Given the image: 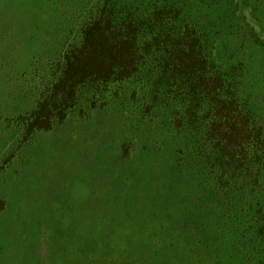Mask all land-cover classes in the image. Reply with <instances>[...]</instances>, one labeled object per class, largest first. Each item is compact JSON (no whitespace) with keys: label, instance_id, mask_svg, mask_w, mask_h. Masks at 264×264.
<instances>
[{"label":"rangeland","instance_id":"rangeland-1","mask_svg":"<svg viewBox=\"0 0 264 264\" xmlns=\"http://www.w3.org/2000/svg\"><path fill=\"white\" fill-rule=\"evenodd\" d=\"M230 1L197 0L201 7L196 15L227 24L210 29L213 58L239 85L255 131L253 152L264 171V0ZM93 2L0 0V264H53L54 256L55 264L80 263L76 254L81 209H98L106 191L138 177L147 178L156 201L144 223L152 225L157 214H165L169 223L160 229L164 252L174 253L167 250L178 236L185 238L180 240L181 254L187 258L184 264H255L259 243L251 225L236 219L225 206L212 208L206 198L196 208L214 250L203 252V257L196 247H186L188 237L177 218L181 205L170 199L175 189L185 193L187 187V195L193 193L191 187L198 181L192 166L179 159V144H187V138L182 140L161 122L134 128L133 108L124 97L110 98L104 108H91L85 118L78 114L85 104L80 101L77 112L64 123L28 135L31 117L29 121L26 117L51 93L52 81L60 75L69 45L79 40L81 23ZM229 9L236 13L231 23L224 19ZM127 140L134 144V159L117 168ZM215 169L220 168L215 164ZM240 201L249 203L250 198ZM60 230L66 232L65 243L56 244ZM62 247L68 248V257L60 258ZM149 259L147 249L128 257L130 264H146Z\"/></svg>","mask_w":264,"mask_h":264},{"label":"trees","instance_id":"trees-1","mask_svg":"<svg viewBox=\"0 0 264 264\" xmlns=\"http://www.w3.org/2000/svg\"><path fill=\"white\" fill-rule=\"evenodd\" d=\"M93 3L81 23L79 40L66 51L51 93L26 117L28 121L31 117L26 125L28 135L64 123L77 112L80 101L86 105L78 114L85 118L91 108H104L110 98L124 97L133 108V127L161 122L182 140L187 138V144H179V159L192 166L198 181L191 187L193 193L187 195L184 187L185 193L175 189L173 198L168 197L173 205H181L177 218L182 219L188 237L186 247H196L203 257V252L214 250L207 224L196 208L206 198L212 208L225 206L236 219L251 225L259 243L255 264H264V171L253 152L255 131L236 79L213 58L210 29L227 24L196 15L201 7L197 0ZM233 11L229 9L231 13L224 17L230 23L236 20ZM215 152L216 159L212 157ZM133 154V142L125 141L117 168L133 161ZM215 164L219 170H213ZM124 183L106 191L98 209L81 207L77 264H130V253L145 249L151 255L146 264H184L187 258L181 254L180 240L185 238L171 240L167 251L173 249L172 254L160 249L166 243L160 229L169 225L165 214L154 215L150 226L144 223L156 203L147 178ZM246 196L249 203L241 202L240 197ZM59 233L54 241L65 243L66 232ZM61 250L60 258L62 254L68 257V248ZM56 260L54 256L53 264Z\"/></svg>","mask_w":264,"mask_h":264}]
</instances>
